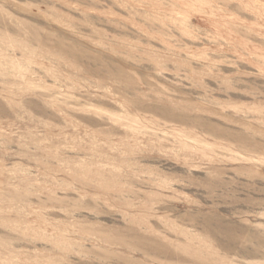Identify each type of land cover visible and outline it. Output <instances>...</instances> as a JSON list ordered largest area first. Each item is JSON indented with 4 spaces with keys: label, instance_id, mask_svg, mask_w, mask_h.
<instances>
[{
    "label": "rangeland",
    "instance_id": "1",
    "mask_svg": "<svg viewBox=\"0 0 264 264\" xmlns=\"http://www.w3.org/2000/svg\"><path fill=\"white\" fill-rule=\"evenodd\" d=\"M0 264H264V0H0Z\"/></svg>",
    "mask_w": 264,
    "mask_h": 264
}]
</instances>
